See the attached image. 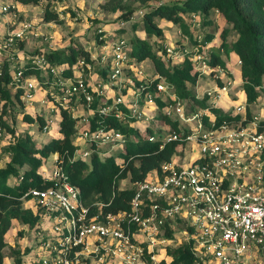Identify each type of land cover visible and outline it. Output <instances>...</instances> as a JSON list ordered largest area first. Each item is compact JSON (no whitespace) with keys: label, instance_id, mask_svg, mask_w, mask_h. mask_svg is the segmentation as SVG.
<instances>
[{"label":"built area","instance_id":"obj_1","mask_svg":"<svg viewBox=\"0 0 264 264\" xmlns=\"http://www.w3.org/2000/svg\"><path fill=\"white\" fill-rule=\"evenodd\" d=\"M20 9L15 0H0V55L14 66L10 84L22 90L27 106L43 92L40 101L50 100L51 110L66 109L83 123L75 139L86 147L79 146L76 155L88 158L92 145L106 147L107 153L123 147L121 131L101 124L91 129L95 115H111L144 132L148 126L161 127L155 118L157 99L165 103L161 113L176 121L177 128L161 127L160 132L147 133V139L159 141L161 147L183 144L181 153L160 164L162 176L137 182L129 209L116 212H104L101 203L95 204L96 210L85 205L53 155L52 167L42 168L41 174L54 183L30 187L20 197L42 212L24 264H163L177 236L191 241L193 264H264V116L247 115L245 101L229 112L219 105L236 84L232 72L210 63L203 54L206 45L188 44L180 30L175 46L162 44L168 60L180 62L188 56L199 76L211 79L209 88L196 92L198 99L207 97V106L187 114L174 86L155 70L144 73L128 40L115 37V30L140 22L143 9L117 19L111 29L100 26V43L86 45L88 58H78L69 70L44 54H30L25 60L12 51L28 37L52 38L39 32L33 20L20 19ZM59 9L55 5L50 11L59 14ZM190 19L191 28L200 27L195 14ZM196 37L200 42V34ZM28 60L39 68L37 77L24 76L22 66ZM50 83L53 87L47 91ZM214 108L224 110L219 121ZM0 141V149L12 141L2 127ZM20 181L21 176L16 183Z\"/></svg>","mask_w":264,"mask_h":264},{"label":"trees","instance_id":"obj_2","mask_svg":"<svg viewBox=\"0 0 264 264\" xmlns=\"http://www.w3.org/2000/svg\"><path fill=\"white\" fill-rule=\"evenodd\" d=\"M15 1L22 10L23 6L36 5L40 0ZM99 6L104 12L116 14L117 19H127L138 9L144 10L139 23H142L147 37L155 36L157 40L151 42L143 36L135 37L131 40L132 55L138 62L147 57L151 58L154 70L174 86L177 95L181 99H193L198 103L199 108L207 106L206 96L198 99L195 91L193 93L199 74L193 69L192 61L188 56L174 63H170L166 58L160 42L164 32L159 20L165 19L177 25L181 33L187 36L189 44L199 43L203 46L210 41L212 35H201L199 28L212 24L214 20L211 16L219 14L224 21L231 23L230 29L236 33V37L230 42L229 50L223 47L219 50L212 47L208 49L206 45L203 54L208 57L210 63L218 64L226 70L230 54L235 56V61H240L238 71L242 82L239 88L245 94L247 115H250L249 106L255 102L260 91L264 90V0H104ZM24 14L20 11V18ZM191 14L199 18L200 27L191 28ZM43 20L57 22L60 19L56 12L45 8ZM132 25L135 28L136 23ZM227 32L228 29L223 28L222 39ZM198 34L201 36L200 42L197 41ZM176 41L180 42L177 38ZM96 43H100L98 33ZM21 44L22 42L19 41L17 46L21 47ZM224 44L222 40L221 45ZM86 45L79 48L70 41L64 48H50L45 52L37 50L35 53L44 54L49 62L61 67L65 65L67 66L65 69L69 70L78 58H88ZM200 49L203 51V48ZM221 54L225 56L222 58ZM10 64L9 60L0 63V127L12 136V141L1 147V153L6 154L8 159L0 166V264H5L4 250L8 246L6 234L13 223L17 222L28 227H35L39 223L38 211L31 212L25 209L20 197L30 187L45 188L54 183L41 174L47 158L51 155L57 154L55 162L67 174V181L78 189L79 198L85 205L96 210L95 204L101 203L104 212H116L129 209L135 184L154 175L162 176L160 164L170 160L176 151L179 150L181 153L183 146L182 143L169 142L161 147L159 141L147 139L146 134L153 133L150 126L144 132L111 115H95L90 118L91 129L96 128L98 124L112 127L125 134V141L122 148L110 153L101 146L92 145L91 155L83 158L81 155H76L79 145L75 139L76 132L83 123L73 118L66 109L56 108L53 111L56 113L58 136L40 143L32 133L17 131L14 126L8 125V108L18 105L21 108V119L24 124L29 126L34 124L40 130L46 127L44 117L35 111L30 112L28 109L30 106L21 100L22 90L11 86L14 70H10ZM22 69L25 77L29 75L37 77L40 71L29 60L24 63ZM45 80L49 82L48 77ZM44 81H42L43 85L46 84ZM164 104V101L157 99L159 113L155 118L158 121H169L172 128L176 129L177 122L169 120L161 113ZM214 112L218 121L225 116L219 108H214ZM9 176H21V181L7 184ZM126 179L131 185L119 187L120 181ZM166 233L172 236L171 231L168 230ZM22 235L23 230H17L14 245L10 247L9 257L12 259V264H23V256L28 251V247L22 249L18 243ZM173 244L167 247L166 252L170 259L163 264H193L195 255L191 251V241L175 240Z\"/></svg>","mask_w":264,"mask_h":264},{"label":"rangeland","instance_id":"obj_3","mask_svg":"<svg viewBox=\"0 0 264 264\" xmlns=\"http://www.w3.org/2000/svg\"><path fill=\"white\" fill-rule=\"evenodd\" d=\"M104 1V0H103ZM102 0H40L38 4L36 5H29L27 7L23 6V11L26 13L24 16L22 15L20 19H25V20H33L35 23V26L38 27L39 32H41L44 36H50L54 35V37L51 39H44L42 37H28L26 38L22 44L21 47L25 51L32 52L33 50L38 49L40 45H37L38 42H43L41 45L42 48L46 49L45 47L48 46L49 44L52 43L51 46L64 43H68V41H72L73 45L75 47H83V45H86L87 42H92L96 41V34H97V29L102 26L106 29L112 28L115 26V23L117 21L116 14L114 13H107L104 12L100 8V3L103 2ZM57 6L59 9V14H58V20L57 22L50 21L46 22L43 20V15H44V9L48 8L49 10H52V7ZM55 12V11H54ZM73 13V15L71 14ZM61 15L64 16L61 17ZM187 17V16H186ZM212 19L214 20L213 23L207 24L203 26L202 28H199V32L201 35H206V34H211L212 37L210 41H207V46L208 49L210 47H215V49L219 50V48L223 47L225 50H229L230 42L235 38L236 33L234 31H231V23L223 21L222 17L213 14ZM97 20V21H96ZM159 25L161 26L164 34L163 38H160V42L162 44H171V45H176L177 42H175V39L179 37V29L178 26L175 24L170 23L169 21L165 19H160L159 20ZM226 27L228 29V32L224 39H222L221 32L222 28ZM44 30V31H43ZM121 36L122 38L128 40V42L131 45V40L134 39L135 37L138 36H143L148 38L151 42L154 40H157L155 36L147 37L145 32L143 31V25L142 23L137 22L135 28L133 25L131 26L130 24L124 29V31H119L115 30V37ZM222 39L224 40L225 44L221 45L219 43V40ZM166 40V41H165ZM213 40V41H212ZM48 41V42H47ZM218 42V43H216ZM213 45L211 46V44ZM215 43V44H214ZM189 44V43H188ZM27 45V46H26ZM19 46L14 47L13 52H18L19 51ZM155 49V46H153ZM222 48V49H223ZM136 49V48H135ZM32 50V51H31ZM35 52V51H33ZM32 54H37L33 53ZM44 52V51H43ZM42 52V53H43ZM7 54V52H5ZM20 53H18L19 58H24V56ZM225 56L224 54H221V57L223 58ZM2 58L0 55V61ZM231 59V58H230ZM26 60V59H25ZM6 62H8L6 60ZM170 63H174V59H169ZM138 66L141 67L144 70V73L146 74H151L154 70L153 68V63L151 58L147 57L144 60L140 61L138 63ZM230 66H233L234 69L238 70V66L235 65V58L233 57V60L230 62ZM227 70L230 72L232 68L228 67L226 65ZM10 70H14V66L12 63L10 64ZM211 81V79L208 76H199L198 80L196 82L195 87L193 88V93L196 90H202L204 87ZM50 87H53V85L50 83L49 87H46V90L48 91ZM232 91L237 93V88L233 87V89L230 90L229 97L231 98ZM39 92V91H38ZM198 92V91H197ZM199 93V92H198ZM42 97H43V92H42ZM230 98H227L230 100ZM41 96H36L33 103L31 104L32 106L28 107L30 112H36L37 114H41L42 117H44V120L46 121V127L44 132V128L42 130L38 129L34 124L29 126L27 124H24V121L21 119V108L18 105H12L9 106L8 108V113H7V122L8 125L14 126L17 131H28L32 132L33 136L35 137L36 140H38L40 143L47 142L51 137L57 136L58 133L56 131V113L55 111L51 110L49 106H51L50 100H47L45 102L40 101ZM185 103V109L187 114H190L192 112L198 111L199 106L197 102H194L193 99H184ZM250 111L255 114H260L264 116V90L260 91L259 96L255 100L253 104L249 106ZM224 112V110H222ZM158 131L157 129H155ZM153 130V131H155ZM3 141V139H1ZM0 141V143H1ZM1 146V145H0ZM83 148V145H80V150ZM104 149H107L106 147H103ZM117 151V149L113 150ZM0 157L4 159L6 156H4L1 153L0 149ZM52 158V157H51ZM5 160L1 161L0 164L4 163ZM47 166L46 168L52 167L53 160L50 158L47 159ZM52 162V164H51ZM17 176H9L7 178V184H12L17 182ZM131 184L130 182L126 180H121L119 183V187H129ZM23 207L27 210H30L31 212H37L38 207L31 202V200H24L23 201ZM39 213L42 216V212L39 211ZM15 232H16V227H13L7 232L6 234V241L7 245L4 253L6 254V259L5 261L9 262V253H10V247L14 245V240L16 239L15 237ZM33 237H34V227H28L24 226V232L22 237L19 239V243L21 248L28 247L33 244ZM183 240V238L180 236H177L176 241ZM176 244V243H175ZM173 244V245H175ZM25 260V257H24Z\"/></svg>","mask_w":264,"mask_h":264},{"label":"crops","instance_id":"obj_4","mask_svg":"<svg viewBox=\"0 0 264 264\" xmlns=\"http://www.w3.org/2000/svg\"><path fill=\"white\" fill-rule=\"evenodd\" d=\"M103 1V0H102ZM217 14V13H216ZM217 15H219V14H217ZM220 16V15H219ZM224 21V20H223ZM223 28H225L224 26H223ZM223 28H222V30H223ZM108 29H110V28H108ZM44 31V30H43ZM165 34V33H164ZM52 38L54 37V35L52 34V35H50ZM236 37V36H235ZM51 38V39H52ZM235 39V38H234ZM233 39V40H234ZM176 40V39H175ZM166 41V40H165ZM213 41V40H212ZM48 42V41H47ZM221 42H222V39H220L219 40V43L221 44ZM70 42L68 41V43H66V41L64 42V43H60V44H58V46L57 45H54V46H51L52 45V43L51 44H49L48 46H46L45 48L46 49H44V48H42V44H43V42H38V44L37 45H40V47H38V49H36V47H35V50H33V51H37V50H41V51H48V49H59V48H64V47H66V46H68V44H69ZM86 43H89V45L90 44H92L93 43V41L92 42H87L86 41ZM216 43H218V42H216ZM215 44V43H214ZM213 45V43L211 44V46ZM27 46V45H26ZM83 46H85V44L83 45ZM212 48H215V47H213L212 46ZM19 51H20V53L24 56V58H27L30 54H32V52H29V51H25V48L23 49L22 47H20L19 48ZM19 51H18V53H19ZM33 53H35V52H33ZM20 54V55H21ZM233 57L235 58V56L233 55V54H230V60L228 61V63H227V65H228V67H230V68H232L231 70H230V72H232V76L233 77H235V78H233L234 79V81H235V85L234 86H232L231 87V89H233V87H236L237 88V93H235L234 91H232V95H231V98L229 97V94L230 93H228L227 95H224L222 98H220V100H219V105L220 106H223L224 108H225V110H227V112H229L230 110H231V108H232V106H234V105H236V104H238V103H240V102H244L245 101V94H244V92L239 88V84L242 82V80H241V78L239 77V71L237 70V67H236V69H234L233 68V66H230V62L233 60ZM235 65L236 66H238L237 64H236V61H235ZM105 72L101 69V74L103 75ZM212 85V82L211 81H209V83L204 87V89H202L201 91L198 89V90H196V92L198 91L199 93H201L202 91H204L206 88H209L210 86ZM230 89V90H231ZM197 92V93H198ZM230 92V91H229ZM36 96H41V98H42V92H37L36 94H35V97ZM227 98H230V100L229 99H227ZM221 110V109H220ZM222 111V110H221ZM159 123H160V126L162 127V128H166L168 125H170V122L169 121H161V120H159L158 121ZM137 124H139V123H137ZM161 127H159V128H157L158 130L159 129H161ZM56 131H57V129H56ZM158 132H160V131H158ZM32 133V132H31ZM58 136V135H57ZM35 138V137H34ZM44 142V141H43ZM78 144H79V146L82 144V142H78ZM83 145V144H82ZM84 147H86L85 145H83V148ZM53 155H55V154H53ZM53 155H51L50 157H48V158H50L51 160H53L52 158H53ZM4 156H6L4 159H1V161H3V160H7L8 159V156L5 154ZM52 157V158H51ZM47 158V159H48ZM0 161V162H1ZM47 160H46V162H45V165H44V167L46 168V166H47ZM51 164H52V162H51ZM3 164L1 163L0 164V166H2ZM48 169V168H47ZM13 227H16V232H17V230H19V229H22L23 230V232H24V226H22V225H19L17 222H14L13 223V225H12V228ZM9 232V231H8ZM16 232H15V234H16ZM22 237V236H21ZM20 237V238H21ZM19 238V239H20ZM19 239H18V243H19ZM20 244V243H19ZM5 259H6V257H5ZM5 262V264H12V259H11V257H9V262L8 261H4ZM23 264H24V258H23Z\"/></svg>","mask_w":264,"mask_h":264}]
</instances>
